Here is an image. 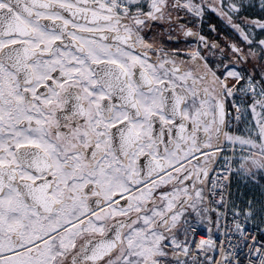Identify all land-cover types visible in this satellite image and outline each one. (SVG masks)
<instances>
[{
    "label": "snow or ice",
    "instance_id": "6c2138e0",
    "mask_svg": "<svg viewBox=\"0 0 264 264\" xmlns=\"http://www.w3.org/2000/svg\"><path fill=\"white\" fill-rule=\"evenodd\" d=\"M0 264H264V0H0Z\"/></svg>",
    "mask_w": 264,
    "mask_h": 264
}]
</instances>
